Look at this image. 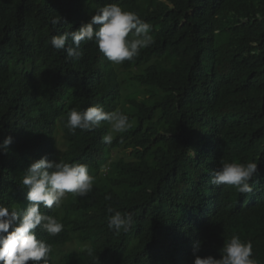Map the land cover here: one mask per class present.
<instances>
[{
  "label": "trees",
  "instance_id": "1",
  "mask_svg": "<svg viewBox=\"0 0 264 264\" xmlns=\"http://www.w3.org/2000/svg\"><path fill=\"white\" fill-rule=\"evenodd\" d=\"M110 3L150 23L154 43L120 64L92 41L76 62L51 46ZM95 105L132 127L105 144L106 121L64 126L69 110ZM8 136L0 205L10 211L36 160L86 164L96 177L86 196L43 211L64 225L45 232L49 264H194L221 258L232 235L264 264V0H0V144ZM222 160L258 163L252 193L211 184ZM109 206L132 214L129 232L108 228Z\"/></svg>",
  "mask_w": 264,
  "mask_h": 264
},
{
  "label": "clouds",
  "instance_id": "2",
  "mask_svg": "<svg viewBox=\"0 0 264 264\" xmlns=\"http://www.w3.org/2000/svg\"><path fill=\"white\" fill-rule=\"evenodd\" d=\"M55 27L64 23L59 15L51 20ZM94 25H99L94 31ZM152 26L133 11L125 10L118 3H110L96 10L90 22L81 25L77 31H65L62 35H53L51 46L56 50H65L67 59L79 61L83 56L82 42L92 41L99 51L113 64L132 60L142 49L154 43L151 35ZM67 45V46H66ZM108 122L109 131L102 137V142L111 144L113 133H124L132 127L129 117L120 109L106 112L99 105L88 107L83 111L75 108L67 113L64 125L75 133L76 129L92 131ZM13 138H5L0 148L7 150ZM222 167L212 174L211 184L215 186H234L240 194L253 192L250 181L257 175L258 163L229 162L222 160ZM96 177L89 174L86 164L49 161L46 157L31 163L22 176L24 186L14 208L0 205V264H49L54 247L48 242L47 232L55 236L64 225L52 215L43 211L60 209L69 193L74 196H86L93 189ZM110 199V198H107ZM23 201V206H22ZM25 202L29 204L25 205ZM108 228L116 234L127 233L133 225L131 213L107 208ZM251 241H242L238 235L225 240L220 252L221 258L211 255H195L201 250V242L194 244V264H259L253 258ZM87 254L93 256L94 249L87 247Z\"/></svg>",
  "mask_w": 264,
  "mask_h": 264
},
{
  "label": "bare ground",
  "instance_id": "3",
  "mask_svg": "<svg viewBox=\"0 0 264 264\" xmlns=\"http://www.w3.org/2000/svg\"><path fill=\"white\" fill-rule=\"evenodd\" d=\"M67 251V250H66Z\"/></svg>",
  "mask_w": 264,
  "mask_h": 264
}]
</instances>
